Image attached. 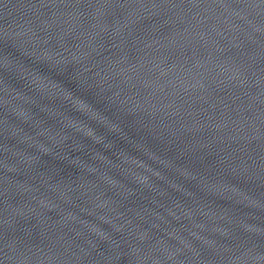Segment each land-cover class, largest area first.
Returning <instances> with one entry per match:
<instances>
[{
    "label": "water",
    "instance_id": "1",
    "mask_svg": "<svg viewBox=\"0 0 264 264\" xmlns=\"http://www.w3.org/2000/svg\"><path fill=\"white\" fill-rule=\"evenodd\" d=\"M0 233L35 264H264V0H0Z\"/></svg>",
    "mask_w": 264,
    "mask_h": 264
}]
</instances>
